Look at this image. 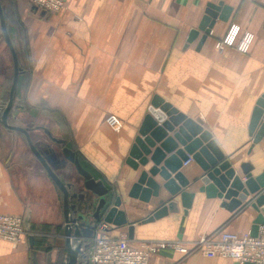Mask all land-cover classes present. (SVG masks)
<instances>
[{"label":"crops","instance_id":"crops-1","mask_svg":"<svg viewBox=\"0 0 264 264\" xmlns=\"http://www.w3.org/2000/svg\"><path fill=\"white\" fill-rule=\"evenodd\" d=\"M12 1L20 40L14 48L22 70L7 121L28 129L70 194L86 196L70 203L86 214L90 228L98 222L89 216L94 195L83 188L84 179L64 158L63 146L75 152L81 165L113 197H120L118 209L127 224L109 226L113 234L126 232L132 243L250 231L257 211L247 201L230 211L221 205L222 199L199 192L203 172L192 159L177 170L189 181L183 190L194 194L190 206L184 208L176 196L175 212L142 222L169 196L162 190L148 202L130 197L140 172L152 163L133 169L126 159L156 95L198 122L239 175L243 162L252 165L253 175L264 170V135L253 144L248 132L253 108L264 93V0H70L58 13L36 10L27 0ZM220 2L232 8L227 20H216L200 46L202 33L186 43L206 5ZM231 24L254 34L247 53L215 47ZM11 39L13 44L12 34ZM11 66L13 77L12 59ZM0 76L3 89L7 77ZM21 112L31 121L25 123ZM108 114L121 121L119 130L105 122ZM42 128L62 143L51 140ZM67 165L81 178L80 187L63 177ZM155 180L162 182L159 176ZM0 213L21 215L27 231L16 245L0 239V264H66L62 194L30 151L25 136L1 121ZM90 241L83 238L82 246L87 248ZM75 264L91 263L78 254ZM148 264L237 263L165 250L152 255Z\"/></svg>","mask_w":264,"mask_h":264},{"label":"water","instance_id":"water-1","mask_svg":"<svg viewBox=\"0 0 264 264\" xmlns=\"http://www.w3.org/2000/svg\"><path fill=\"white\" fill-rule=\"evenodd\" d=\"M231 10L230 6L221 2L218 4L208 3L199 25L196 29L190 30L186 43H191L202 33L198 43V46H200L210 33L215 21H226ZM0 29L3 40L9 49L13 65L12 82L0 121L7 128L19 131L25 136L30 151L60 190L63 203L66 264H75L79 248L82 245V239L91 238L92 228H90L86 214L78 212L75 203H70V200L84 201L86 196L81 193L70 194L68 184H65L59 178L46 158L37 149L30 138L28 129L8 123L7 117L13 106L20 67L16 50L8 35L1 3ZM262 119H264V93L256 101L248 126L253 144L257 143L264 135V121ZM42 129L51 140L62 143V141L53 138L48 129ZM169 133L173 134L169 135ZM156 144H158L157 147ZM178 145L182 148H177ZM172 151H174L173 154L166 155ZM61 153L67 161L73 164L79 176L84 179L83 188L94 195V198L89 201L92 208V213L89 216L97 221L102 219L104 222L113 224L116 227L126 225V217L118 209L120 197H113L110 189L101 180H96L81 165L73 150L63 146ZM149 154L150 158L148 159ZM189 158L194 160L203 172L198 178L201 182L198 186L199 192H203L208 198L217 197L222 199L221 205L230 211L246 201L257 211V216L250 229V234L255 236L264 215V170L257 175H253L252 165L249 162H243L239 165L240 176L217 147L214 140L211 139V135L204 131L198 122L187 118L156 95L151 100L148 113L138 129V135L134 139L129 156L126 159V163L133 169H137L139 165H146L148 161H151L152 165L146 171L142 170L140 172L137 181L133 183L129 191V196L148 202L151 197H159L161 191L164 190L169 198L165 201L160 200V206L142 222L158 219L168 212H175L177 210L174 200L176 196L180 197L181 205L184 208L190 206L194 194L183 190L189 185V181L181 172H177L183 162H186ZM156 176H159L162 182L155 180ZM249 195L252 196L248 198ZM83 224L84 227L81 226ZM128 235L129 237L132 235L131 225L128 227ZM71 240L75 241L74 245Z\"/></svg>","mask_w":264,"mask_h":264},{"label":"built area","instance_id":"built-area-1","mask_svg":"<svg viewBox=\"0 0 264 264\" xmlns=\"http://www.w3.org/2000/svg\"><path fill=\"white\" fill-rule=\"evenodd\" d=\"M30 6L44 13H58L66 9L70 0H27ZM211 31V30H210ZM254 34L241 30L236 24H231L224 35L215 43L218 50L224 47H234L240 53H247ZM105 122L114 130H119L121 121L108 114ZM190 158L183 162L186 164ZM27 233L24 218L21 215L0 213V239L16 245ZM165 250H171L182 255L193 253L207 258H228L237 264H264V215L258 225L257 234L222 231L216 237L199 235L193 240H143L132 243L126 232L113 234L111 227L103 220L92 226V236L87 248L82 245L79 253L91 264H148L149 258Z\"/></svg>","mask_w":264,"mask_h":264},{"label":"rangeland","instance_id":"rangeland-1","mask_svg":"<svg viewBox=\"0 0 264 264\" xmlns=\"http://www.w3.org/2000/svg\"><path fill=\"white\" fill-rule=\"evenodd\" d=\"M12 2H13L12 0H0L1 6L3 8V12L6 14L7 25L11 31V34L13 35V37L15 39V40H13L14 41L13 46H14V45H18L20 40H19V27L17 26L18 19L16 16V12L14 11V9L12 7ZM21 57H22V62L26 64L27 63V57L23 54ZM0 64H1L0 65L1 75L7 77V79L4 83L3 89L0 87V116H1L2 111H3V109L7 103L9 88H10L11 82H12L11 81V78H12L11 57L9 54L8 47L6 46V44L3 40L1 29H0ZM2 78L3 77L0 76V80ZM20 118H22V120H24L25 123L29 120L31 121V119L27 116L26 113L21 112ZM22 120L19 119L20 122ZM8 122H9V124L12 123L10 121H8ZM64 171H65V173H63V177L65 179H67V181L75 182V183H77V186H79V187L82 185V182L80 180L81 178L77 175V173L75 172V170L71 166L66 167L64 169Z\"/></svg>","mask_w":264,"mask_h":264},{"label":"trees","instance_id":"trees-1","mask_svg":"<svg viewBox=\"0 0 264 264\" xmlns=\"http://www.w3.org/2000/svg\"><path fill=\"white\" fill-rule=\"evenodd\" d=\"M3 9V8H2ZM4 13V12H3ZM4 18H5V21H6V25H7V19H6V14L4 13ZM7 30H8V35H9V38H10V40H11V42H12V39H11V31H10V29H9V27H8V25H7ZM19 67H20V70H22V66H21V64L19 63Z\"/></svg>","mask_w":264,"mask_h":264}]
</instances>
